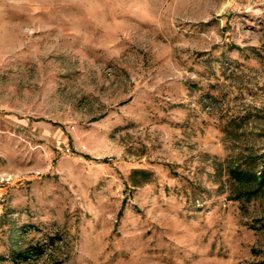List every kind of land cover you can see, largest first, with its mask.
Here are the masks:
<instances>
[{
  "label": "rangeland",
  "instance_id": "obj_1",
  "mask_svg": "<svg viewBox=\"0 0 264 264\" xmlns=\"http://www.w3.org/2000/svg\"><path fill=\"white\" fill-rule=\"evenodd\" d=\"M262 168L264 0H0V264H264Z\"/></svg>",
  "mask_w": 264,
  "mask_h": 264
},
{
  "label": "trees",
  "instance_id": "obj_2",
  "mask_svg": "<svg viewBox=\"0 0 264 264\" xmlns=\"http://www.w3.org/2000/svg\"><path fill=\"white\" fill-rule=\"evenodd\" d=\"M234 176H236L239 180L243 181V184L248 185V188L237 192L235 198L238 199H249V197L257 194L262 187L264 186V168H262L259 174H256V171L244 170V169H236L233 170ZM25 256V253H18V257Z\"/></svg>",
  "mask_w": 264,
  "mask_h": 264
}]
</instances>
